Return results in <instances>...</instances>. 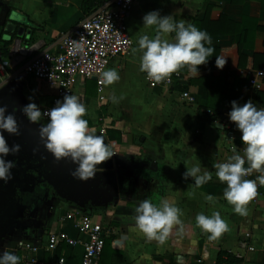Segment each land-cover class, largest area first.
<instances>
[{
    "label": "crops",
    "instance_id": "1",
    "mask_svg": "<svg viewBox=\"0 0 264 264\" xmlns=\"http://www.w3.org/2000/svg\"><path fill=\"white\" fill-rule=\"evenodd\" d=\"M83 2L0 0V48L8 50V58L14 53L21 62L8 70L10 78L0 83V107L6 106L5 115L14 114L18 120L16 114L22 119L21 109L28 103H36L41 110L48 105L54 90L24 75L22 68L43 52L60 50L63 38L87 18ZM153 10L173 16L176 22L192 23L212 38L216 51L207 65L199 66V75L187 68L179 72L191 101L182 100L179 87L149 89L138 70L139 58L131 51L110 63L108 69L116 68L121 79L102 91L103 101L94 80L78 82L74 94L88 109L84 118L89 120V131L102 134L116 152L111 158L113 169L97 172L101 177L85 188L65 191L54 189L63 185L57 176L49 183L44 180L47 171L33 169L30 173L25 165L28 162L17 158L12 178L7 183L0 180V208L6 215L0 226V254L14 251L20 264H59L62 258L65 264H80L86 237L79 234L76 222L65 219L71 214L76 219L91 215L106 229L98 264H264V186H259V200L248 204L247 216L233 213L223 199L226 184L217 180L213 161H225L233 154V145L242 152L241 133L236 128L227 130L218 118L205 116L207 111L220 114L231 110L233 100L241 105L251 100L257 108H264V80L256 92L248 84L249 73L264 67V0H141L127 20L133 47L139 36H154V31L143 28L142 21ZM12 12L22 18L13 24L16 30L24 29V34L21 40L12 36L11 45H4L2 42L9 41L2 39L6 35L3 20ZM22 51L27 55L20 56ZM216 56L226 60L222 70L215 66ZM112 96L118 103L112 102ZM33 161L43 168L40 160ZM196 164L202 173H212V180L200 188L191 178H182L186 166ZM22 172L30 185L18 181ZM255 178V173L248 177ZM34 187L41 191L36 200L16 208L11 196L29 193ZM206 195H213L217 202L207 203ZM162 198L182 210L184 231L178 234L179 226H175L168 241L158 246L146 241L133 217L140 201L150 199L159 204ZM213 211L220 212L229 230L209 241L195 227L194 218L199 212L211 215ZM50 232L78 244L72 248L60 244L48 252L43 244ZM21 240L23 246L17 243Z\"/></svg>",
    "mask_w": 264,
    "mask_h": 264
},
{
    "label": "clouds",
    "instance_id": "2",
    "mask_svg": "<svg viewBox=\"0 0 264 264\" xmlns=\"http://www.w3.org/2000/svg\"><path fill=\"white\" fill-rule=\"evenodd\" d=\"M142 21L143 28L155 34L153 37L148 34L139 36L131 54L134 58L138 56V70L145 74L147 81L163 82L185 68L199 75V66L207 65L216 51L211 36L192 23L184 20L176 22L173 16H162L158 10L146 13ZM169 36L171 39H168ZM76 47L83 52L79 44ZM225 63V59L216 56L215 66L218 70H222ZM98 79L103 91L121 77L116 68H110L101 71ZM29 99L31 101L32 98ZM111 99L113 103H118L116 96ZM6 111V106L0 107V180L5 183L12 178L11 169L15 167V163L7 161L5 157L20 151L19 144L10 148L3 135L5 131L9 135H19L16 116L11 113L5 115ZM21 111L30 123L39 125V136L47 152L57 162L68 160L75 165L70 172L74 180L87 182L94 179L97 172L102 171L97 166L116 154L111 145L105 143L102 134L89 131V120L84 118L88 109L79 95L67 94L47 111L42 112L34 102L28 103ZM45 118L47 122L40 123ZM228 118L241 133L242 152L233 145V154L223 162L213 161V169L217 180L226 184L223 199L232 206L233 213L247 216L248 204L257 196L258 186H264V108H257L251 100L242 105L233 100ZM253 173L257 174L255 179H246ZM182 178H191L194 186L200 188L212 180V173H202L200 165L196 164L186 166ZM204 199L213 205L217 202L213 195H206ZM134 211L135 227L148 242L155 241L158 246H163L175 226H179L178 234H183V212L166 198H162L159 204L144 199ZM194 220L195 227L206 234L209 241L217 240L229 230L227 221L219 211H213L211 215L199 212ZM17 243L23 246L22 240ZM20 259L14 251L5 250L0 254V264H20Z\"/></svg>",
    "mask_w": 264,
    "mask_h": 264
},
{
    "label": "built area",
    "instance_id": "3",
    "mask_svg": "<svg viewBox=\"0 0 264 264\" xmlns=\"http://www.w3.org/2000/svg\"><path fill=\"white\" fill-rule=\"evenodd\" d=\"M139 1L141 0H105L99 8L63 38L58 52H43L24 64L22 68L24 75L54 90V94L50 97L48 105L41 110L42 112L54 108L56 101H62L65 95L74 94L76 84L81 81L94 80L99 100L103 101L99 74L107 70L114 59L121 58L131 51L133 41L128 33L127 20ZM77 44L83 48V52L76 47ZM21 54L20 56H26L27 52L22 51ZM14 55L12 53L8 59L0 58V83L10 78L9 69L20 65V60L14 58ZM143 75L145 78L144 73ZM263 80L264 67L249 73L248 84L253 92L260 88ZM146 82L148 88L152 90L179 87L182 100L191 101L187 86L185 87L186 80L180 73L173 74L170 79L160 83L147 80ZM229 111L230 109L223 110L217 120L221 126L232 130L235 125L229 121ZM206 114L212 115V112L207 111ZM44 121H47V118ZM259 198L258 186L257 196L252 202H257ZM65 219L76 222L79 234L86 237L80 264H98L107 236L106 229L101 224L95 223L91 215H82L76 219L75 215L69 214L65 216ZM60 244L72 248L78 244V241L58 232H50L44 240L43 248L53 252ZM58 263L65 264L64 258Z\"/></svg>",
    "mask_w": 264,
    "mask_h": 264
},
{
    "label": "water",
    "instance_id": "4",
    "mask_svg": "<svg viewBox=\"0 0 264 264\" xmlns=\"http://www.w3.org/2000/svg\"><path fill=\"white\" fill-rule=\"evenodd\" d=\"M21 20L22 18L19 15H17V13L15 12L8 13L5 15L3 20L4 24L2 26L4 27V32L6 35L3 36L2 38L3 40L12 41V36L14 35L16 36V40H21L23 38L24 29L18 28L16 30V25L13 24ZM19 129H21L20 126ZM30 134L32 135L33 133L30 132ZM5 140L7 144L12 145V143L10 142L16 141L17 138L16 135H10L7 136ZM20 146L21 147L18 153L19 155L18 157L20 158L21 161L25 160L26 162H30L32 161V159L38 158V160H40L41 166L45 167V170L47 171L44 175V180L51 183L53 176H57L58 182L63 183L62 187H60L61 186L60 184L59 185L56 184L57 186L54 187V189L61 188L64 189L65 191H69L70 188L71 190L77 188L81 189V188H85V186L92 181V179L87 182L74 180L70 175V172L74 170L75 165L68 160H61L57 162L54 159V157L47 152L39 135L38 136L36 135V141H30V140L23 141V143H21ZM36 152H38L39 154H37ZM11 157L12 155H10V158ZM97 167L98 169H102V171H111L113 169V162L111 159H109L103 162L102 164L98 165ZM99 177H101V175L96 174L95 176L96 180H98ZM1 211L2 210L0 208V212Z\"/></svg>",
    "mask_w": 264,
    "mask_h": 264
},
{
    "label": "flooded vegetation",
    "instance_id": "5",
    "mask_svg": "<svg viewBox=\"0 0 264 264\" xmlns=\"http://www.w3.org/2000/svg\"><path fill=\"white\" fill-rule=\"evenodd\" d=\"M0 103L2 104L3 102L0 101ZM3 107V106H1ZM17 115V118H18V126L21 127V129H19V135H16V138L17 140L16 141H13V142H10L12 143V145L8 144L9 147H12L13 145H16V144H21L23 143V141H36V135L38 136L39 135V125L38 124H32L30 123L25 116H23V118L21 119L19 117V114H16ZM28 121V122H26ZM44 123V122H47V121H44L42 120L40 123ZM33 133L32 135L30 134ZM4 137L6 138L7 136H10L6 131L3 133ZM21 147V146H20ZM19 153V152H18ZM18 153H15V154H12L10 153V155H12V157H5V159L7 161H13L15 163V161L17 162V158H19L18 156ZM37 154H39L38 152H36ZM20 159V158H19ZM36 159V158H35ZM34 159V160H35ZM38 159V158H37ZM34 163L32 162H28L26 163L25 165L27 166V169L28 171L31 173H33V169L34 170H38V172H41V169L36 163V161H33ZM21 176V179H19L18 181L21 182L22 186L23 184H28L30 185L31 183L28 181V180H25L23 177V172L19 174ZM19 176V177H20ZM33 183V182H32ZM41 193V191L39 190L38 187H34L32 190H30V192L28 193H15L13 196H11V198L13 199V202L16 204V208L19 207V205H26L30 202H32L33 200H36L37 196ZM8 197V196H7ZM19 204V205H18ZM6 219V215H4V211H1L0 212V226H1V223H3V221Z\"/></svg>",
    "mask_w": 264,
    "mask_h": 264
},
{
    "label": "trees",
    "instance_id": "6",
    "mask_svg": "<svg viewBox=\"0 0 264 264\" xmlns=\"http://www.w3.org/2000/svg\"><path fill=\"white\" fill-rule=\"evenodd\" d=\"M105 0H84L83 2V7H82V11L84 13L85 16H90L97 8H99L101 6V4L104 2ZM4 45H11V41L9 42H2ZM0 56L2 59H8V50L6 51L5 49L3 50L2 48H0ZM205 116H207L208 118H218L219 114H205Z\"/></svg>",
    "mask_w": 264,
    "mask_h": 264
},
{
    "label": "rangeland",
    "instance_id": "7",
    "mask_svg": "<svg viewBox=\"0 0 264 264\" xmlns=\"http://www.w3.org/2000/svg\"><path fill=\"white\" fill-rule=\"evenodd\" d=\"M40 167V166H39ZM58 167V166H57ZM41 168V167H40ZM43 171H45L46 172V170H45V167H43L42 169H41V173H43Z\"/></svg>",
    "mask_w": 264,
    "mask_h": 264
}]
</instances>
